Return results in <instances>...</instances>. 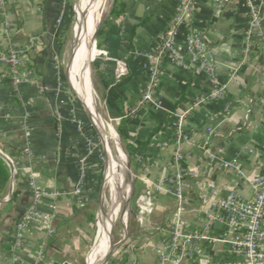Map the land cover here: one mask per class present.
<instances>
[{"label":"crops","instance_id":"crops-1","mask_svg":"<svg viewBox=\"0 0 264 264\" xmlns=\"http://www.w3.org/2000/svg\"><path fill=\"white\" fill-rule=\"evenodd\" d=\"M58 1H10L6 14L8 36L4 34L0 19V46L10 45L23 50L26 66L36 73L44 88L41 92L36 85L23 86L14 92L4 69L0 68V157L5 156L12 165V170L8 166L9 183L0 197V264L12 260L13 225L32 202L27 169L37 174V187L55 194L43 198L40 203L43 212L54 208L55 218L49 229L30 225L23 248L15 252L16 260L10 264H76L80 249L91 236L93 213L100 206L102 208L103 191L102 186L99 188V169L94 155L88 159L87 171L81 181L77 171V162L84 155L88 140L85 127L81 125L79 130L73 122L68 97L62 94V86L58 89L60 81L53 62ZM116 4L123 5V10L112 18V31L101 39L97 38L100 50L106 52L110 61L101 58L96 64L104 78L119 92L125 113L130 116L128 143L134 150L129 158L140 185L138 193L141 197L150 192L151 197L145 222L140 224L136 219L140 231L132 236L137 243L126 244L109 264H124L128 257L136 259L138 264H155L154 250L162 246L167 233L165 228L175 212V203L166 194L170 187L164 183L174 171L171 115L189 111L184 122L188 140L183 145V153L185 167L193 175L187 180L188 206L182 220L187 228L194 229L205 218L202 211L208 203L200 201L198 195H207L209 183L214 184L220 196L236 191L248 198L251 189L246 180H255L262 174L264 78L261 76L255 80L254 75L260 66L264 67V62L258 55L249 66H238L243 52L242 36L248 22L244 0H234L218 17L210 0H195L189 24L208 44L212 70H198L192 55L187 53L182 65L162 59L151 101L140 104L150 78L146 56L154 52L161 35L171 24L178 10V0H112L108 16ZM177 43L183 47L182 39ZM114 60L125 64V76L115 78ZM220 83L226 84L222 99L212 100L210 95ZM221 105L234 109L223 113L219 108ZM247 113L248 120L244 124L243 117ZM207 125L216 127L218 134L206 151L219 160H236L245 178L237 176L235 171H223L218 163H208L206 152L201 148ZM26 132L32 153L30 163L20 157ZM249 150L254 153L249 155ZM125 184L124 195L129 204V187L128 183ZM120 194L118 191L117 198ZM121 225V238H124L126 213ZM212 232L218 239H229L228 233L231 234L220 229ZM95 236L94 259L98 231ZM201 247L203 256L199 260L190 259L187 264L235 259L227 244L214 247L203 244ZM40 252L43 253L42 261L38 259ZM89 255L90 251L85 264H89Z\"/></svg>","mask_w":264,"mask_h":264},{"label":"built area","instance_id":"built-area-1","mask_svg":"<svg viewBox=\"0 0 264 264\" xmlns=\"http://www.w3.org/2000/svg\"><path fill=\"white\" fill-rule=\"evenodd\" d=\"M16 0H0V19L4 25V34L8 36L9 24L7 23L8 3ZM234 0H210L213 12L216 17L227 10ZM248 22L243 32V52L238 59V66L245 68L249 66L253 59L260 55L264 62V0H244ZM195 10V0H178V10L166 31L161 35L159 44L154 52L146 56L148 60L149 82L146 91L142 97V101H151V92L156 81L160 76V64L162 59H167L175 65H182L184 62V54H191L193 62L197 69L204 72L212 70V62L210 57V48L202 35L194 30L190 24L191 18ZM182 39L183 47H179L177 41ZM103 59L110 61L106 52L98 50L95 59ZM115 78L123 77L127 74L125 64L121 61L114 60ZM0 68L4 69V74L8 79L9 86L12 91L16 92L23 86L36 85L42 92L44 88L39 84L37 75L29 69L24 62V51L14 48L10 45L6 47L0 46ZM55 69H58L55 66ZM100 70V69H99ZM101 71V70H100ZM264 78V67L254 75L255 80ZM62 85L59 84L58 89ZM210 98L215 101L222 99V94L226 90V84H218ZM220 111L227 113L234 109L233 106L226 107L221 105ZM189 114L185 110L180 113L171 115V143L173 149L172 165L174 171L164 180L170 188L166 194L175 203L174 218L166 226V235L162 246L154 250L155 264H187L190 259L199 260L203 256L202 245L217 246L218 244H227L230 253L234 256L233 260L210 261L209 264H264V161L261 164L262 174L255 180H246L251 189V195L243 198L238 192L230 191L224 196H220L213 183L207 185V195H198L200 201L207 202L206 209H203L205 216L202 224L198 228L190 229L182 220V215L186 210L187 180L193 175L187 167H185V155L183 153V145L188 140L184 130V122ZM248 114L243 117L244 124L248 120ZM73 120V119H72ZM81 129V123L73 120ZM119 122V120H117ZM216 127L207 125L204 127V142L201 146L206 152V158L210 165L218 163L223 171H235L237 176L245 178L240 171L239 163L236 160L217 159L209 153L212 141L217 136ZM25 146L20 152V157L26 159L29 163L32 161V153L29 145V134L25 133ZM253 150H249L248 154L252 155ZM94 155V149L86 141L84 155L77 162V171L80 181L84 178L87 171V161ZM28 185L32 191V202L25 209L20 220L13 225V245L11 248L12 260L7 264L15 262V252L24 246V240L31 224L41 227H47L54 221V208L48 212L40 210V203L43 198L54 196L44 189H40L35 184L37 174L30 172ZM209 196L213 198L210 199ZM150 192L145 193L137 200V216L136 219L140 224L145 222V215L149 213ZM223 230L228 233L227 238H216L212 230ZM51 231L48 230V234ZM38 259L43 260V253L38 254ZM124 264H138L136 259L128 257Z\"/></svg>","mask_w":264,"mask_h":264},{"label":"rangeland","instance_id":"rangeland-1","mask_svg":"<svg viewBox=\"0 0 264 264\" xmlns=\"http://www.w3.org/2000/svg\"><path fill=\"white\" fill-rule=\"evenodd\" d=\"M91 15L90 17H95L96 12L98 9V6L103 0H91ZM59 5L56 11L55 19H54V25L56 28L57 36H56V47H55V54L53 57L54 66L58 69V76L60 84L62 85V94L66 95L69 100V106H70V113L72 116V119L75 121H78L81 123L82 127L86 131L87 138L89 143L94 149V157L96 158L98 169H99V188L102 186V210L107 214L109 212V232L111 228L112 222H114L116 218V222L114 223V229L112 231V241L114 244H118L114 252L112 253L109 261L107 264L111 262L112 259H115L114 255L115 253L125 247L126 244L130 242H134V239L132 235H136L140 231V227L137 224L136 216H137V200L140 197L139 189L140 185L138 181L135 178V174L132 168V165L130 167L133 180L129 183L131 184L133 188L134 195L133 200L129 202V204L126 201L127 196L124 195V188L127 187L125 182L128 183V177L126 176L124 178V172L126 171L125 163H124V157L123 158V167L120 172L121 181H122V190H116L112 197L108 186H106L105 183V154L103 151L102 146V139L101 136L98 134L96 129L94 128L91 118L86 112L81 100L79 99L78 95L73 91L70 79L75 71H77L78 64L76 63V46H75V40L73 38V25L77 19V6L75 3V0H59ZM112 7V0H105L103 5L100 9L101 22L108 16V13ZM93 41V38H92ZM96 46H97V38H96ZM91 54L88 55V65L90 66L89 76L86 78L87 81H90L92 93L94 96V103L95 106H99V113L103 120L110 124V126L116 129L118 122L117 120L110 119L105 107V102L102 98L103 95V89L101 88V85L97 79V73L99 72L96 68L97 64L96 61L98 59H94L95 57V50H92V44H91ZM97 50L98 49L97 47ZM55 59V60H54ZM89 68V67H88ZM69 82V83H68ZM70 84V85H69ZM101 109V110H100ZM121 145V144H120ZM119 145V146H120ZM122 147V145H121ZM121 152L122 149L120 148ZM122 154V153H121ZM126 173V172H125ZM126 175V174H125ZM125 181V182H124ZM120 191L121 194L118 197L119 205H117L116 199H117V192ZM111 198V199H110ZM111 202V203H110ZM115 204V207L113 205ZM100 210V209H99ZM99 210L93 213V219L91 223V236L89 238V241H87L83 247L80 249V255L76 259V264H85V259L90 251V257H89V264H93L95 259L93 258L92 252L94 249V238L96 239L95 234L97 235L98 231V225H97V217L99 215ZM128 213V222L126 227V233L124 238L122 237V225L121 220L123 214L126 212ZM104 241V240H103ZM106 241V240H105ZM105 246H108V242H104ZM137 243V242H134ZM91 249V250H90ZM101 252V251H100ZM98 246H95V254L99 255Z\"/></svg>","mask_w":264,"mask_h":264},{"label":"bare ground","instance_id":"bare-ground-1","mask_svg":"<svg viewBox=\"0 0 264 264\" xmlns=\"http://www.w3.org/2000/svg\"><path fill=\"white\" fill-rule=\"evenodd\" d=\"M104 1L105 0H103L98 6L96 16L90 17L92 1L75 0L77 6V19L73 25L72 31L73 38L75 40V48L77 50L75 59L78 67L77 71L73 73L70 79V84L73 91L78 95L85 110L90 116L94 128L101 136L106 163L105 183L109 188V192L111 194L110 197H112V194L116 190H122L120 172L124 163L120 151L121 147L119 146L118 139H116L113 128L109 123L105 122L106 120L104 121L101 117L99 113V106H95L90 81H87L86 83V78H88L89 76L88 55L91 54L90 47L91 44L93 45L92 38L101 19L100 9ZM97 54L98 50H95V57L97 56ZM123 190H125V188ZM109 216V212L106 215H103L100 212L97 217L98 239L96 245L98 246L99 252H101L99 253V255L96 254L94 264H98L99 260L103 257L108 248V246L104 247V242H108L110 237V235L108 236Z\"/></svg>","mask_w":264,"mask_h":264},{"label":"trees","instance_id":"trees-1","mask_svg":"<svg viewBox=\"0 0 264 264\" xmlns=\"http://www.w3.org/2000/svg\"><path fill=\"white\" fill-rule=\"evenodd\" d=\"M123 5L116 4L114 8L111 10L109 16H107L102 22L98 30L97 38L101 39L108 33L112 31V18L122 12ZM98 49H100L99 43H97ZM92 50L94 51L93 45ZM259 57L262 59V56L259 54V49H256ZM98 69L97 73V79L103 88V95L102 98L105 102L106 112L110 119L113 120H119V123L116 127V130L120 136V138L123 140L124 143H126L127 146V152L132 156L134 148L128 143V131H127V123L130 119V116L126 115L123 103L121 100V97L119 95V92L117 89L113 86L112 82H108L105 78L102 72L99 70L98 66H96ZM173 114L170 113V115ZM10 180V171L8 168V165L6 162L0 157V197L2 196L3 192L5 191L8 183ZM16 192L14 193L15 197ZM118 198H117V205L118 204ZM54 223V222H53Z\"/></svg>","mask_w":264,"mask_h":264},{"label":"water","instance_id":"water-1","mask_svg":"<svg viewBox=\"0 0 264 264\" xmlns=\"http://www.w3.org/2000/svg\"><path fill=\"white\" fill-rule=\"evenodd\" d=\"M99 24H100V21L96 27V31H95V34L93 36V48L94 50L97 51V46H96V38H97V34H98V30H99ZM89 67V70H90V66L88 65ZM69 83V82H68ZM70 85V84H69ZM87 112V111H86ZM115 132H116V135H117V138H118V141L119 143L122 145V150H124V156H125V159H124V163H125V167H126V176L128 177V187H129V197H130V201L133 200L134 198V194H133V191H132V186L131 184H129L132 180H133V175H132V172H131V161H130V158H129V154L126 150V147H125V144L123 142V140L120 138L117 130L115 129ZM2 156V159L6 162V164H8V166L11 168L12 170V165L10 163V161L3 155ZM8 200V199H7ZM7 200H3V202L7 201ZM100 212L103 214V215H106V213L102 210L101 206H100ZM128 211L126 212V221L128 222ZM116 222V218L114 220V222H112V226H111V233H110V237H109V240H108V248L106 250V252L104 253L103 257L99 260L98 264H107L112 253L114 252V250L116 249L117 245L119 244H114L113 241H112V231L114 229V223ZM127 227V226H126Z\"/></svg>","mask_w":264,"mask_h":264}]
</instances>
